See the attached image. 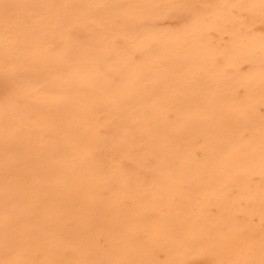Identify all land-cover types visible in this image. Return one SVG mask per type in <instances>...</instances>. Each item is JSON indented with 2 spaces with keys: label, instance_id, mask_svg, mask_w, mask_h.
<instances>
[{
  "label": "bare ground",
  "instance_id": "1",
  "mask_svg": "<svg viewBox=\"0 0 264 264\" xmlns=\"http://www.w3.org/2000/svg\"><path fill=\"white\" fill-rule=\"evenodd\" d=\"M0 264H264V0H0Z\"/></svg>",
  "mask_w": 264,
  "mask_h": 264
}]
</instances>
